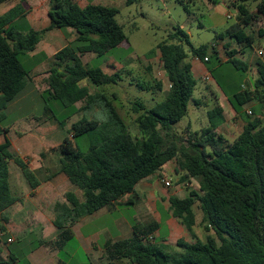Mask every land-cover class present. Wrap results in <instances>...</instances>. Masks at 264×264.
Masks as SVG:
<instances>
[{
  "label": "trees",
  "instance_id": "16d2710c",
  "mask_svg": "<svg viewBox=\"0 0 264 264\" xmlns=\"http://www.w3.org/2000/svg\"><path fill=\"white\" fill-rule=\"evenodd\" d=\"M140 1L126 0V6ZM249 2H257L255 12L249 10ZM233 7L237 10L236 22L217 34L212 45L191 47L188 51L189 35L179 28L157 46L170 88L165 99L151 108L141 100L134 102L138 137L132 135L113 100L103 93H92L83 84L117 85L122 79L119 72L108 74L82 60L86 54L102 57L127 40L117 21V8L95 4L82 8L75 0H50V8H54L49 11L50 25L40 31L29 25L22 2L0 16V122L31 80L37 64L26 62L29 54L47 32L55 29H72L77 35L75 41L53 56L48 87L42 96L46 103L58 101L67 110L68 116L59 125L64 128V123L80 110L103 105L108 113L105 120L82 117L73 123L70 137L57 148L60 158L56 173L64 174L82 193V199L67 192L64 202L55 204L52 223L57 238L43 245L63 247L73 237L71 224L75 218L93 215L103 208L133 204L130 196L135 194L136 186L159 172L167 162L176 160L179 170L185 172L179 183L193 179L199 188L190 190L184 199L170 197L171 215L195 237L193 208L199 202L205 240L194 244L179 240L176 246L181 252L170 253L167 246L145 242L154 226L142 232L134 228L133 238L110 242L104 247V264L122 259L133 264H264V59L256 60L257 78L253 89L246 90L243 86L250 66L239 58L256 42L255 36L246 30L258 19L264 20V0H237ZM259 36L264 37L263 30ZM226 40L229 42L223 47L227 60H223L215 44ZM230 43L239 45L240 50L231 49ZM189 53L206 66L244 122L241 134L232 143L217 133L224 120L220 106L208 111L207 127L195 132L186 129L187 138L175 129L187 115L197 86L192 65L187 62ZM155 86L163 89L161 82ZM138 87L148 89L140 83ZM80 102L85 105L75 109ZM253 102L256 105L248 114L244 107ZM200 104L196 100V105ZM9 132L10 128L0 127L5 138L0 144V246L9 223L5 212L20 202L10 190L9 163L21 169L32 190L41 184L37 177L41 171L30 170L23 159L12 153ZM41 157L45 158V154Z\"/></svg>",
  "mask_w": 264,
  "mask_h": 264
},
{
  "label": "rangeland",
  "instance_id": "374dc122",
  "mask_svg": "<svg viewBox=\"0 0 264 264\" xmlns=\"http://www.w3.org/2000/svg\"><path fill=\"white\" fill-rule=\"evenodd\" d=\"M216 1L217 3L212 0H141L132 6L118 3L116 5L119 10L117 21L123 27L127 40L102 57H94L91 54L82 57L84 63H88L93 67H100L105 73H120L122 79L117 85L95 87L89 82L83 84H87L92 93H103L113 100L114 105L130 126L133 136H139L134 123L137 114L132 110L134 102L141 100L148 108H151L156 103L163 101L169 91V82L157 46L167 40L168 36L175 33L179 28L189 35L190 45H186L188 51L191 50V47L198 48L202 45H212L215 43L217 34L224 33L228 27L236 22L237 10L233 7V4L237 0ZM256 7L257 2L248 3L251 12H255ZM260 30L264 31V20L262 19H258L246 30L247 33L256 37L253 49L248 51L249 54L253 52V66L257 59H264V37L259 36ZM227 42L229 41H218L215 44L223 60H227L226 51L223 47ZM230 45L231 48H239V45L235 43H230ZM152 50H155L153 55L148 57L147 54ZM260 51H263V55L259 54ZM53 61L52 58L48 64L38 70L35 73L36 76H34V73L32 74V79L29 81L27 88L9 105V109L6 111L7 117L0 122V127L10 128L8 135L14 140L12 153L17 152L26 159L29 158L30 153L36 152V156H40V158H42L41 154L44 153L45 158L48 160L45 166L55 172L59 167L58 158H60L57 148L65 138L70 137L71 125L82 117L89 119L95 117L105 120L108 113L103 105L93 110H80L73 114L62 128L59 124L63 123L65 117L68 116L67 110L58 101L53 100L46 103L42 97L48 87L46 75H48ZM187 62L194 66L193 72H195L197 86L193 98L188 104L187 115L180 121V126L175 128L178 134L184 136V138H187V135H184L186 129L195 132L207 126V113L215 107L214 100L216 97L221 98L220 104L225 106L224 95L213 78H211V81L205 80V76L210 74L207 71L203 74L197 71L196 66H203L202 62L197 60L191 53H189ZM248 75L254 76L255 70L250 71ZM254 81L246 80L244 89L252 90ZM157 82L162 83V90L155 86ZM139 83L148 89L142 90L138 87ZM212 88H216L218 91L211 92ZM113 96H115V99H113ZM196 100L201 102L199 106L196 105ZM84 105V102L77 103L75 109H80ZM46 109H49V111ZM250 109L248 107L247 110ZM21 136H24L23 140L17 139ZM26 140H28L27 146L23 144ZM51 147L57 151H53ZM48 176V172L42 173L44 179ZM68 184L71 186L69 190L63 187L61 190L65 192L74 191L82 199V193L73 187L70 182ZM179 185V182L173 185L171 183V188ZM122 210L126 215V210L129 214L133 213L131 206L123 207ZM194 210L198 222L201 224L202 214L199 202L195 204ZM160 211L162 212L161 208ZM116 216L120 215L117 214ZM51 221L52 204L43 211L40 221L16 224L19 228H27L28 230L25 229L26 231L22 233L24 239L12 246V249L41 250L46 255V264H50L51 259L55 258V252L58 259L65 264H99L96 255H90L85 251L84 240L79 235L73 236L59 249L43 245V242H54L57 238V233L51 231V229L55 230ZM107 224L113 230L112 219L108 220ZM100 225H102L100 222H96L92 226L84 228L82 234L86 237L92 233L90 231L100 228ZM200 227L202 228L201 225ZM163 232L165 233V227H163ZM8 238L7 231L3 241L7 242ZM202 238L205 239V233ZM103 242L104 240L101 238L98 243L102 245ZM160 242L161 239L156 241L157 244ZM152 244L155 245V243ZM170 250L174 252L172 249Z\"/></svg>",
  "mask_w": 264,
  "mask_h": 264
},
{
  "label": "crops",
  "instance_id": "0c3cea01",
  "mask_svg": "<svg viewBox=\"0 0 264 264\" xmlns=\"http://www.w3.org/2000/svg\"><path fill=\"white\" fill-rule=\"evenodd\" d=\"M75 1L82 8L86 7L88 4L104 5L114 8H116V5L118 3L121 5H126V0ZM20 2L23 3L24 8L27 10L28 23L34 30L40 31L50 25V0H7L3 3H0V16L5 14L7 11H9L11 8H13ZM76 38L77 35L72 29H55L47 32L44 35L43 39L40 41V43L37 45L35 51L33 53H30L27 58V62L30 65L37 64L32 74L34 73V76H36L35 73L41 68H43L46 64H48L49 61L59 50L65 47L69 42L75 41ZM231 49L240 50V47H232ZM252 49L253 47L245 49L243 51V54L239 55V58L250 66L248 73H250V71H252L253 69L255 70V75H246L244 82L248 79L249 81H253L257 78V69L255 63L254 66L252 65L253 52H251L250 54L248 53V51ZM91 55L95 57L94 54ZM45 57L46 59H44ZM220 57L222 58L221 53ZM193 67L194 66H192V72ZM196 69L200 74H203L205 71L208 72L204 64L203 66H196ZM194 73L195 72H193V74ZM48 76L49 74L46 75L47 78ZM35 79L36 77L34 78V80ZM216 91H218L216 90V88H212L211 90V92ZM221 101L222 99L218 97H216V99L214 100V105L220 106L223 109L224 119L220 127L217 129V133L223 136L229 143H232L241 134L244 127V122L233 110L225 95L223 98L225 106L220 104ZM255 105L256 102H253L245 106L244 110L248 113L249 111H251V109L247 110L248 107L252 108ZM179 126L180 122L175 126V128ZM23 137L21 136L17 139L23 140ZM9 138L11 140L12 150L14 140L11 138V136H9ZM4 141V135L0 134V144L4 143ZM23 144L27 146L28 140L24 141ZM16 154L21 159H23L24 162L27 163L30 170H39L42 173L48 172L49 176L44 179L42 177V173L40 172L37 177L41 181V184L35 190H32L21 169L13 162L9 163L10 190L14 197L20 198V202L14 204L5 212L6 217L9 219V223L7 225L9 238L7 239V242L2 241V244L0 246V264H46V255L41 250L35 251L29 248L26 249V251L25 249L20 248L12 249V246L24 239L22 233L26 231L25 229H27H21L16 224L40 221L41 217L43 216V211L46 210L50 204H52L51 222H53V219L55 217L54 206L57 202H64V195L67 193L65 191H62L61 188L63 187L69 190L71 186L70 184H68L69 180L64 174H57V170L55 172H52L51 168L45 166L48 160L46 158L42 159L40 158V156L37 157L36 152L30 153L29 158L27 159L21 156V154H18L17 152ZM177 170H179L177 161L171 160L167 162L159 172L142 180L136 186L135 194L130 196L133 197L134 201V203L131 205L103 208L93 215L85 216L82 218H75L71 226L73 236L79 235V237L83 238V246L85 251L90 255H96L98 257L99 264H104V247L110 242L133 238L134 228H136L138 232H142L144 231V229L150 226H154L150 233H148V236H153L154 243L156 246H167L169 248L170 253H173L170 249H172L174 253L181 252V249L176 246V243L179 240H182L183 242L188 244H194L197 242V240L204 241L205 239H203L202 236H204L205 231L203 232L202 228L200 227V222H198L194 208L193 211L196 215V226L194 227L195 237H193L188 232L184 225H182L177 219H175L171 215L169 201L170 197L176 196L180 199H184L188 196L190 190L197 191L199 188L198 182L193 179H191L189 183L186 184L180 183V185L175 188L165 187L162 182L163 180L170 181L172 185L181 180V177L185 174V172L181 170L177 172ZM68 192H73L77 194L74 191ZM127 206L132 207V214H129L128 210H126L127 215L124 214L122 209L123 207ZM160 208L162 209V212L160 211ZM117 214L120 216H116ZM111 219L113 223V230H111V228L107 224L108 220L110 221ZM96 222H100V224H102L100 225V228L94 231H90L92 233L84 237V235L82 234L83 229L92 226ZM67 226H69V221L67 223ZM163 227H165V233L163 232ZM51 231H54L58 234L56 229H51ZM101 238H103L104 240L102 245L98 243ZM158 239H161V242L157 244L156 241ZM9 240H11V242H9ZM54 255L55 258L51 259L50 264H65L60 259H58L56 252ZM12 258L16 259V261H14ZM110 264L133 263L128 259H122L116 260Z\"/></svg>",
  "mask_w": 264,
  "mask_h": 264
},
{
  "label": "built area",
  "instance_id": "2783aa9c",
  "mask_svg": "<svg viewBox=\"0 0 264 264\" xmlns=\"http://www.w3.org/2000/svg\"><path fill=\"white\" fill-rule=\"evenodd\" d=\"M231 17V16H230ZM229 17V18H230ZM259 54L260 55H263V51H260L259 52ZM196 59L197 60H200L198 57H196ZM205 60H207V59H205ZM201 61V60H200ZM212 77L210 76V75H206L205 76V80H207V81H211L212 79H211ZM244 87V86H243ZM169 88H170V85H169ZM249 114H251V111H249L248 112ZM163 182V184L165 185V187H167V188H170L171 187V182L170 181H165V180H163L162 181ZM9 242H11V240H9ZM145 242L146 243H154V238H153V236H148L146 239H145Z\"/></svg>",
  "mask_w": 264,
  "mask_h": 264
},
{
  "label": "water",
  "instance_id": "95a60500",
  "mask_svg": "<svg viewBox=\"0 0 264 264\" xmlns=\"http://www.w3.org/2000/svg\"><path fill=\"white\" fill-rule=\"evenodd\" d=\"M51 10H54V8H51Z\"/></svg>",
  "mask_w": 264,
  "mask_h": 264
}]
</instances>
